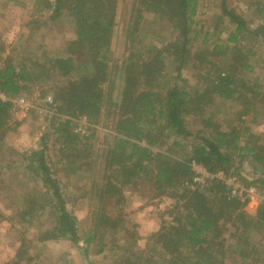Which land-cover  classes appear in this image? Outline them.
Returning <instances> with one entry per match:
<instances>
[{
	"label": "trees",
	"instance_id": "obj_1",
	"mask_svg": "<svg viewBox=\"0 0 264 264\" xmlns=\"http://www.w3.org/2000/svg\"><path fill=\"white\" fill-rule=\"evenodd\" d=\"M117 2L43 1L48 19L54 21L63 12H67L70 19V31L62 43L61 54L50 55L43 49V44H37L36 50L41 53L28 48L20 52L22 57L15 58L6 56L0 45V91L7 96H18L33 89L41 80L68 76L75 70V56L82 54L87 59L88 74L75 80H53L47 88L52 92L55 113L72 117L83 115L95 123L102 115L103 85L110 83L109 73L115 67L122 87L118 101L114 103L112 143L97 155L109 172L97 183L100 196L121 197V185L138 182L173 200L176 212L173 221L163 224L143 245L135 238L114 243L120 254L113 264H227L225 254L238 239L244 246L242 255L252 260L255 253L246 229L252 224L257 228L264 226V209H260L257 217L247 214L243 209L246 200L231 195L226 181L221 178H212L206 186L192 187L195 183L192 166L200 165L212 174L227 172L236 155L241 159L249 157L251 163L257 162L264 168V138L259 132V136L245 134L249 123L259 124L257 116L264 108V86L258 84V75L264 76V65L255 75V64L250 60L249 51L239 46L240 37L245 33L264 40V25L249 30L246 20L222 0L219 18L226 17L227 25L234 29L229 30L223 43L210 48L204 46L206 34L201 42L203 46L193 51V44L201 32L195 29L198 0H133L126 25L119 32L125 54L113 65ZM255 6L257 13L264 15L262 2L256 1ZM146 16L151 18L154 27L157 24L163 26L150 38H144L141 32V23ZM39 22L33 20L32 24ZM161 32H166L169 37H159ZM170 62L175 66V75L168 70ZM189 63L195 69L196 83L182 86L178 80ZM181 80L188 82L185 78ZM218 108L227 111L224 120L217 119ZM189 115L199 121L201 129L193 132L188 128L186 116ZM10 118L11 102L0 99V150L6 141ZM71 126L70 118H61L50 133L62 143L54 156L55 160L65 159L79 168L85 159L96 154L86 142H83L86 149L80 148L82 137L87 140L88 136H80ZM170 135L179 140L189 137L196 140L185 145L178 140L166 143ZM49 136V133L44 134L37 147L21 151L11 149L19 163L18 169L11 172L12 176L21 172L38 181L39 185L32 191L21 190L24 192L18 193L16 208L7 216L16 223L35 226L39 242L67 239L86 253L96 231L89 232L83 240L85 246H81L79 220L67 209L60 181L54 175L56 162L52 161L49 152ZM166 144L164 150L162 147ZM173 148L183 149L185 156L173 155ZM85 165L89 166V162ZM0 170H3L0 176L9 174L1 157ZM3 178H0V186ZM258 181L264 183V179ZM7 195L6 191L4 196ZM11 205H14L12 198L5 207ZM47 208L52 209V227L36 224ZM99 217L103 223L99 227L102 231L118 229L122 225V219L106 212H101ZM229 228L232 233L226 238L224 235ZM227 242L231 244L225 247ZM103 247L100 245L99 251ZM249 259L243 258V264H250Z\"/></svg>",
	"mask_w": 264,
	"mask_h": 264
},
{
	"label": "rangeland",
	"instance_id": "obj_2",
	"mask_svg": "<svg viewBox=\"0 0 264 264\" xmlns=\"http://www.w3.org/2000/svg\"><path fill=\"white\" fill-rule=\"evenodd\" d=\"M43 1L45 0H0V45L3 47L6 56L22 57L20 52L27 51L28 48L29 51L34 48L33 52L41 53V51L36 50L37 44H43V49L47 50L50 55L61 54L62 43L70 31V19L67 18V12H63L57 19L51 21L48 19V10L43 9ZM132 1L118 0L117 2V26L113 37L111 58L113 65L118 64L125 54V44L119 32H122V28L126 25ZM198 1L195 29L201 32L196 43L193 44V51H197L196 47L203 46L201 42L206 34L207 43L204 46L210 48L215 44L223 43L229 30L234 29V26L227 25L226 17L219 18L222 0ZM256 1H260L264 5V0H225V3L229 9H233L242 16L246 20L247 28L252 30L259 25H264V15L257 13ZM38 2L42 4H38ZM33 20H40V22L35 26L32 24ZM162 27L161 24L154 27L151 18L146 16L141 23V32L144 34V38H150L157 33L158 29L162 30ZM160 35L163 38L169 37L166 32H161L159 37ZM239 43L240 47L249 51L250 60L255 64L254 73L258 75V69L264 65V40L260 36L255 37L245 33L240 37ZM230 45L233 44L230 43ZM18 50H20L19 53ZM74 60L75 70L68 76L41 80L35 83L33 89L22 92L18 96H7L0 91V99L11 102L10 128L4 146L0 150V157L4 162L6 172L9 170L10 163L14 161L9 174L6 173L8 175L5 177L0 176V178L4 177L3 184L0 186V213L2 214L0 215V264H113L120 254V250L114 246V243H123L127 238H130L129 240L135 238L138 244L143 245L152 233L158 231L163 224L171 223L175 216L176 208L174 209L172 206L173 200L166 198L165 195H158V190L153 187L141 186L142 184L138 182L121 185V197L119 195L111 198L100 196L97 183L103 180V176L109 172L105 170V164L97 155H100L102 150L112 143L115 134L112 127V118L116 111L114 103L118 101L122 81L118 78L116 68L113 67L109 73L108 82L110 83L103 85L105 99L101 106L102 115L95 123L83 115L72 117L68 114L55 113V109H53L55 102L52 98V92L47 88L48 83L57 79L61 81L75 80L89 72L86 66L87 59L84 55L78 54ZM170 63L168 70L175 75V66L172 62ZM184 68L181 78L187 79L188 82L183 83L181 78L178 82L182 86L184 84L194 86L196 79L192 63ZM258 76V84L264 86V76ZM218 109L217 119L224 120L228 116L227 111ZM66 117L71 119V127L74 132L80 136H88L87 140L82 137L83 141L79 144L80 148L86 149L83 146V142H86L90 144L91 149L96 154V156L92 154L93 157L85 159L82 163L83 166L79 168H76L75 164H70L68 160L58 158L55 160L54 153H58L57 148L61 147L62 143L50 133L59 124L60 119ZM186 118L188 128L191 131L195 132L201 129L199 121L194 116L189 115ZM257 118L259 124L249 123V130L245 131V134L247 136H252V134L259 136L261 133L262 138H264V108L260 110ZM46 133L50 135L48 147L51 159L56 162L54 175L60 181L61 190L67 202V209L75 214L79 220L81 246H85L83 240L87 238L89 232L96 231L94 241L87 246L86 253L67 239L39 242L35 226L29 227L26 224L16 223L15 220L7 216L12 211L11 209L16 208L19 199L18 193L24 192L21 190L29 189L32 191V189H37L39 185L38 181L23 176L21 172H16L12 176L11 172L18 169L19 163L18 156L12 155L11 149L21 151L37 147L40 145L41 137ZM174 140L185 145L187 142L196 140V138L189 137L188 140H179L177 136L170 135L166 143H172ZM72 145L74 143L69 144V146ZM167 146L166 144L162 148L165 150ZM172 152L173 155L180 158L185 156V152L180 148H173ZM233 159L232 167L227 172L216 174L208 172L200 165L192 166L195 171L193 177L195 183L192 187L206 186L212 178H221L226 181L231 195H238L246 200L243 207L244 211L253 217H257L260 209H264V183L258 181L264 179V168L257 162L251 163L249 157L241 159L235 155ZM86 162H89V166L85 165ZM6 164L10 165L6 168ZM6 191L9 196L5 197ZM10 198L14 200V205L5 207L6 204H9ZM101 212H106L109 216L119 217L122 219L120 222L122 225L118 226V229L107 228L106 231H102L99 228L103 225L99 219ZM51 213L52 209L47 208L40 219L41 221H36V224L43 223L44 226L52 227ZM132 231L133 235H131ZM246 231L249 243L252 244V252L255 253L252 254L253 259L250 260L249 257L242 255L241 250L244 249V246L242 241L238 239L232 245V251L228 250L225 254L224 261L227 264L232 262L243 264V258L249 259L250 264H264V226L257 228L255 224H252ZM229 233H232V228H229L224 236L228 238ZM229 243H225V247ZM100 245H104L102 251L98 249ZM18 250L20 252L17 255ZM221 257V253H218V258Z\"/></svg>",
	"mask_w": 264,
	"mask_h": 264
},
{
	"label": "built area",
	"instance_id": "obj_3",
	"mask_svg": "<svg viewBox=\"0 0 264 264\" xmlns=\"http://www.w3.org/2000/svg\"><path fill=\"white\" fill-rule=\"evenodd\" d=\"M50 101H52V99H50Z\"/></svg>",
	"mask_w": 264,
	"mask_h": 264
}]
</instances>
